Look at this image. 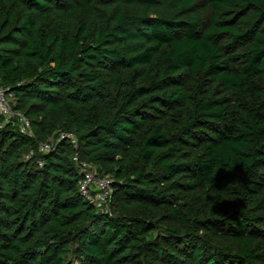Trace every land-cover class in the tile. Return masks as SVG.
Returning <instances> with one entry per match:
<instances>
[{
	"label": "trees",
	"instance_id": "1",
	"mask_svg": "<svg viewBox=\"0 0 264 264\" xmlns=\"http://www.w3.org/2000/svg\"><path fill=\"white\" fill-rule=\"evenodd\" d=\"M0 87V264H264V0H0Z\"/></svg>",
	"mask_w": 264,
	"mask_h": 264
},
{
	"label": "built area",
	"instance_id": "2",
	"mask_svg": "<svg viewBox=\"0 0 264 264\" xmlns=\"http://www.w3.org/2000/svg\"><path fill=\"white\" fill-rule=\"evenodd\" d=\"M15 95L8 89L0 87V115L3 121L0 122V128L5 123L15 121L20 132L29 136L35 137L33 130L31 129V123L29 118L21 111L14 110ZM60 139H67L71 143L74 153L73 160L79 168L81 178L79 180V190L84 198L91 204H93L98 210L111 213V205L113 203V178L110 176H98L97 169L88 162H85L79 158V143L77 137L71 132L61 131L59 133ZM54 138H48L46 141L39 143V151L42 153L48 152L54 143ZM34 155V151L26 155V158H30ZM42 166V161H38Z\"/></svg>",
	"mask_w": 264,
	"mask_h": 264
}]
</instances>
